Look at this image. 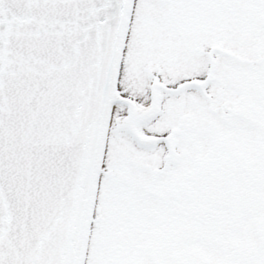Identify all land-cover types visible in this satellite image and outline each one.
Segmentation results:
<instances>
[{"label":"snow or ice","instance_id":"6c2138e0","mask_svg":"<svg viewBox=\"0 0 264 264\" xmlns=\"http://www.w3.org/2000/svg\"><path fill=\"white\" fill-rule=\"evenodd\" d=\"M0 264H264V0H0Z\"/></svg>","mask_w":264,"mask_h":264}]
</instances>
